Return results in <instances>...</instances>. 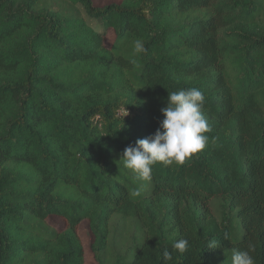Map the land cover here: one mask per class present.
Returning a JSON list of instances; mask_svg holds the SVG:
<instances>
[{
    "label": "trees",
    "instance_id": "1",
    "mask_svg": "<svg viewBox=\"0 0 264 264\" xmlns=\"http://www.w3.org/2000/svg\"><path fill=\"white\" fill-rule=\"evenodd\" d=\"M69 1L94 23L0 0V264H86L85 219L97 264H164L179 239L170 264H232L249 243L264 264V0ZM190 87L205 95L207 147L138 179L124 149ZM117 213L144 233L108 254Z\"/></svg>",
    "mask_w": 264,
    "mask_h": 264
},
{
    "label": "clouds",
    "instance_id": "2",
    "mask_svg": "<svg viewBox=\"0 0 264 264\" xmlns=\"http://www.w3.org/2000/svg\"><path fill=\"white\" fill-rule=\"evenodd\" d=\"M134 51L139 54L145 53L147 49L137 39L134 42ZM204 107L205 95L196 87L169 92L167 106L161 109L164 118L160 121L159 128L153 135L138 139L134 146L129 145L124 149V167L130 169L138 179L149 181L154 165H182L200 153L207 147L208 133L212 130L204 115ZM136 195H139V191ZM188 247L187 239L174 241L172 251L165 249L163 252L164 264H170L174 253L187 252ZM208 247L217 248V242L211 241ZM254 251L255 245L252 243L247 245L246 250L233 249L232 264H255L252 255Z\"/></svg>",
    "mask_w": 264,
    "mask_h": 264
},
{
    "label": "rangeland",
    "instance_id": "3",
    "mask_svg": "<svg viewBox=\"0 0 264 264\" xmlns=\"http://www.w3.org/2000/svg\"><path fill=\"white\" fill-rule=\"evenodd\" d=\"M100 4H105L113 0H96ZM40 3L45 6H50L53 9H58L66 14H80L86 17L91 23H94L93 20L87 17V14L81 4H75L69 0H40ZM114 32L110 30L107 33L105 42L110 44L113 40ZM51 225L61 226L62 218L57 215H52L49 218ZM79 233L82 238L84 247H85V262L86 264H97V261L94 258L93 252L90 248V243L92 240V232L89 228L88 220H83L79 225ZM110 233L112 239H114L115 244L110 247L108 254L112 250L123 251L127 246L132 244L135 240L142 239L144 230L138 223L135 218L124 216L121 214H115L110 221Z\"/></svg>",
    "mask_w": 264,
    "mask_h": 264
}]
</instances>
